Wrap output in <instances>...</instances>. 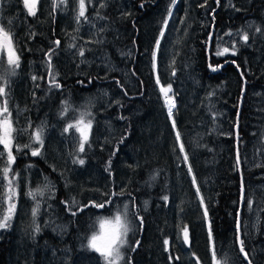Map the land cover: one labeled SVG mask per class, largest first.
<instances>
[{
  "label": "trees",
  "instance_id": "1",
  "mask_svg": "<svg viewBox=\"0 0 264 264\" xmlns=\"http://www.w3.org/2000/svg\"><path fill=\"white\" fill-rule=\"evenodd\" d=\"M248 1L240 3L246 6ZM113 2L104 0L99 11L106 29L100 58L103 66L110 69L104 81L96 78L99 71L79 72L77 79L70 78L75 73L68 71L65 93L69 94L64 104L59 102L58 95L48 94L49 91L34 92L30 87V103L21 105L25 110L23 123L35 125L46 121L52 124L64 112L77 115L75 110L80 102L77 101L76 83L81 79L88 83L86 90L96 92L97 96L93 94L92 98L99 105L88 110L91 135L84 151L77 154L72 163L75 170L87 169L97 174L102 178L100 184L87 189L82 183L72 182L77 184L78 194L72 190L66 192L64 176L60 175L63 170L56 167L57 172L53 173L50 166L55 165L41 156L33 157L29 148L26 152H18L16 148L13 164L4 154L0 155V219L6 210L9 180L15 193L12 203L16 206L12 211L15 223L0 229V264H47L48 256L51 259L48 264H79L83 258L92 261L89 236L96 231L100 220L114 217L117 211L124 216L125 205L131 230L122 251V264H154L156 257L163 256L161 252L171 255L174 251L171 246L164 247L165 241L176 240L178 232L185 227L189 232L190 250L198 247L200 251L196 255L200 264H215L213 246L216 260L221 262L226 259L227 264H249V261L264 264V240L257 241L249 221L254 204L251 191L258 182L256 174L264 176V168L251 171L249 163L256 146H264L261 140L264 135V41L256 42L254 51L237 52L231 56L232 60L218 59L212 44L220 31V23L227 26L228 21L222 12L214 13L217 5L213 0H204L202 7L207 11V20L201 17V7L194 6L195 23L203 29L199 30L196 41L193 40V48L192 45L187 47L177 73L170 74L168 84V79L160 72L154 77L152 68L153 57L155 65L159 66V49L155 54L154 50L157 41L159 48L163 41L160 34L166 15L161 16V24L158 17L165 0H135L131 11L119 17L116 12L121 1ZM259 4L264 5V1ZM230 9L227 14L234 12ZM245 10L251 12V9ZM262 11L259 7L252 14L257 17ZM221 16H224L222 20ZM232 16L229 25L238 27V15L233 13ZM151 24L150 28H145ZM30 28L42 38L30 42L29 35L30 39L23 40L24 54L16 71L19 81L14 84L23 94L25 86L39 81V77L34 79L35 70L28 67L43 65L57 50L55 32L43 26V21ZM239 29L231 27L227 31L237 34ZM212 30L213 42L207 58V41ZM260 36L264 37L262 30ZM207 62L212 69L226 63H233L235 67L227 65L218 75H212ZM32 73L34 77H30ZM242 79L246 89L237 120ZM157 80L161 87L170 85L174 90L176 109L172 124L166 108L164 110ZM189 82L193 90L188 87ZM15 102L12 100L8 105L13 115ZM148 134L154 148L146 142ZM19 136L21 133L17 134L18 139ZM80 159L84 160L83 164L79 163ZM78 164L83 167L78 168ZM5 167L10 168L6 176L3 175ZM43 182L50 188L53 186L50 195L37 194L33 200L28 192L35 191ZM259 182L262 183V179ZM82 192H94L98 197L89 199L90 204L87 203L89 197L74 203V195ZM95 201L105 205L102 211L95 210L92 204ZM37 202L39 211L33 217L32 210ZM72 204L78 208L74 209ZM22 222L27 228L25 242L22 256L15 263L10 254L19 238V225L17 229L15 226ZM238 238L243 241V256L238 249Z\"/></svg>",
  "mask_w": 264,
  "mask_h": 264
},
{
  "label": "rangeland",
  "instance_id": "2",
  "mask_svg": "<svg viewBox=\"0 0 264 264\" xmlns=\"http://www.w3.org/2000/svg\"><path fill=\"white\" fill-rule=\"evenodd\" d=\"M113 1L114 0H110V3H114ZM120 1L121 6L120 9H118V11L116 12V14H118L117 17H119L121 13L126 14L129 10L131 11V4L135 3V0ZM219 1L220 10L218 11L226 15L228 25L224 26L222 22L220 23V31L217 35H215L214 43L211 44L213 45L212 49H215V51L217 50V53L222 52L224 48H228L229 51L227 53H224L223 55L217 54L218 59L232 60V57H234L237 52L244 53L246 52V50L250 49L251 51H254L255 43H259L261 39L264 41V37L262 38V36H260L261 30L264 32V5L259 4L264 0H249L246 6L240 3L242 0ZM103 2L104 0H84L85 16L79 17V0H65L64 3H61V0H38L35 15L29 14L23 0H0V27H4L5 30L8 31L12 36L14 48L17 52V55L19 56V62L20 57H22L24 54L23 40L25 39V37L26 39H30V35V42H33L32 40H34V38H42L30 28L33 24H38L43 21V26H47V29L52 30V32L54 31L56 35L55 37L57 38L56 42L59 41L58 44L55 42L57 50L54 51L52 56L47 58V61L45 60V63L43 65H31L30 67H28V69L33 68L36 72V74L32 73L30 77L34 74L36 75L35 78L39 77V81L36 82V84L33 83L32 86H25L27 88H25L24 94L23 91H20V89H18L19 86H15L16 82L19 81L16 72L18 68H15L14 75L10 74L14 66L7 64L6 51H0V87H3L5 89L4 94L0 95V108H3L4 100H7V105H9L12 100H16L12 108L14 110V115L8 109L9 112H11L12 126L15 125L13 126V128L15 127V131L12 133V155L16 150L17 145L20 146L18 152H26V148H29V152L31 153L33 150H37L39 152V155L32 156H41L47 163L51 162V164L55 165L50 166L53 173L57 172L56 167H58L59 170H63V174L60 175L64 176H62L65 181L63 185L64 190H66V192L72 190V192L74 191V193L77 194V184L82 183L81 185L83 187H86L87 189H89V187L97 188L96 186L100 184V180L102 178H98L97 174H93L92 171H88L87 169H83L82 171L75 170L72 159H77L75 158L76 155L81 153L78 150L80 133L77 132L75 128L68 129L67 131H65V129L69 124H75L80 119L82 113H90V111L88 110H91L93 108L96 109L98 107L99 104H97L96 100L92 98V95H96V92H92L91 89L86 90L85 86H88V83L85 84L82 79L81 81H78L76 83V95H78L77 101H79L80 103L77 105L75 110L77 112V115L75 114V116L72 115L73 113L68 114L64 112L63 115H61V117H59V119L52 124L46 121L38 122L35 125H32L29 122L23 123L25 110H22L21 105L22 103H28V98L31 93V90H29L30 87L31 89H34V92L36 90L42 92L49 91L48 94L58 95V98L60 100L59 102L61 104H64L69 94L65 93V85L67 84L65 81V74H67L68 71L75 73L72 77H70L72 79H77L79 76V72H89L90 70L96 72L99 71L95 76L98 80L100 79L101 82L104 81V76H106L107 73L110 72V69L103 66V59L100 58L101 51L106 42L103 41L102 38L106 29L104 24L100 20L99 14ZM203 2L204 0H179L177 3L176 0H165V3L163 2V11L158 18L160 19L161 24V16H163V14L166 15L165 21H167V26L165 27L163 23V26L161 28V32H165H163V41L159 48V66L155 65V60L153 57L152 68L153 74L160 72L162 76L168 79V84L171 81L170 74L177 73V66H179L183 61L184 56L187 53V47L192 45L193 40L196 41V36L199 30L203 29L201 26L195 23L194 14L196 13V10H194V6H199V8L201 7V17H204V20H207L206 15L204 14V8L202 7ZM230 7L231 9H234V12L231 13H235L238 15L236 19L239 22L238 27L229 25L230 22H232L231 20L233 17L231 13L227 14ZM259 7H262L263 11L256 17L252 13ZM245 9H251V12H247ZM85 17H87V19H85ZM223 17L224 16H221V20ZM50 25H53V27L51 28ZM152 25L153 24L148 26L146 25L145 28H150ZM203 27H205V24L203 25ZM231 27L236 30H238L240 27L241 29H239V32L237 34H232L231 32L227 31V29ZM244 35H247V41L243 39ZM156 49L157 48H155L154 50V54ZM233 51L235 52V54H233ZM81 53H83V55H81ZM262 62L264 64V55ZM56 85H59V87H57ZM188 85L190 90H193L194 86L192 85V83L189 82ZM36 86L38 87V89L35 88ZM42 87L47 90H42ZM167 87H169V85H167ZM173 95L174 90L171 86V92L169 93V96L173 98ZM187 104L190 105V102H188ZM4 115L7 114L5 113ZM0 119H3V116H0ZM88 120H91V115L85 116V123H87ZM104 127L106 129V124L103 125V128ZM21 129H24L25 131L21 132ZM38 129H42L41 138L43 140V147H40L38 143H35L33 139H30L32 133H34V131ZM91 131L92 127L90 130V135ZM20 133L21 136H19L20 139H18L17 134L19 135ZM145 139L146 142L149 143L150 147L154 148L152 143L149 142L152 139L149 134ZM261 140L264 142V135L261 136ZM25 145H30V147H25ZM0 147L3 154L7 158L8 149L5 148L2 144H0ZM255 149L256 151L254 152V155L249 162L251 163V171L264 168V146L258 144ZM10 163L13 164V162ZM77 167L80 168L83 166L78 164ZM256 175L257 176L255 179H257L258 182L253 185V190L251 191L252 196L254 197V204L252 205L249 221L251 222L254 237L257 239V241H262L264 240V176H262L261 178L258 174ZM260 179H262V183L259 182ZM34 181L36 180L34 179ZM72 182H77V184L74 185V183ZM47 185V182H43L39 187V189L43 190L44 192L43 196L50 195L49 193H51L52 191L53 186L50 185L52 187L50 188ZM74 196H76L73 199L74 203L75 201L80 202L84 200V198L82 197H89L87 199L88 204L92 202L89 199H96L98 197V195L94 192H82V194H80L79 196ZM12 201L13 200H11L10 202L7 198L6 210H4L3 216L9 214V206ZM92 204L94 206L100 203L96 202ZM72 205L74 209L78 208L77 206H75V204ZM94 208L97 212H100L102 211L103 207L101 208L94 206ZM9 223H15L14 217H12V212ZM18 225L19 238L10 254L11 261L15 263H17V261H19L18 258L22 256L23 246L25 242L24 234L27 229L24 222H22V224H17L15 226L16 229L18 228ZM99 227L100 224L98 223L97 229L94 233L99 231ZM93 234L89 236V239ZM181 235L182 231H179L176 240L164 244V247L166 248H169L168 246H171L170 248H172L174 252L171 255L167 254L166 252H161L163 256L156 257L157 260L154 262V264H156V262L158 264H200L196 256L200 254L198 247H194L191 250L185 249L181 239ZM88 247L89 253L92 256V261L84 260L86 258H83L79 264H105L104 258L89 246V240ZM137 247L138 245H136L133 249L131 258L134 257ZM122 251L123 248L121 249V252ZM49 259L50 256L47 257V264L49 263ZM122 263L123 260L120 261V264Z\"/></svg>",
  "mask_w": 264,
  "mask_h": 264
},
{
  "label": "snow or ice",
  "instance_id": "3",
  "mask_svg": "<svg viewBox=\"0 0 264 264\" xmlns=\"http://www.w3.org/2000/svg\"><path fill=\"white\" fill-rule=\"evenodd\" d=\"M25 6L28 9L29 14L35 15L36 14V6L38 3V0H23ZM65 0H61V3H64ZM85 16V4L84 0H79V17ZM87 19V17H85ZM164 26H167V21L164 22ZM161 37H163V32H161ZM243 39L247 41L248 37L247 35L243 36ZM57 44L59 41L56 42ZM156 48L159 49V41L156 43ZM0 51H6L7 55V64L13 65L14 68L12 69L11 73L12 75L15 74V68H19L20 62H19V56L17 55V52L13 45V38L10 35L8 31L5 30L4 27H0ZM229 51L228 48H224L222 52H218V55H223L224 53H227ZM233 54L235 52L233 51ZM83 55V53H81ZM35 79V77H34ZM159 82V80H157ZM59 87V85H56ZM5 92V89L3 87H0V95H3ZM161 92L164 94L165 103L167 105L168 114L169 116L172 115L173 109L175 108V101L174 98L169 96V93L171 92V86L164 88L161 87ZM67 110V108L65 109ZM7 115H4V114ZM90 113H82L80 119L75 124H69L65 131L71 128H75L77 132L80 133L79 137V148L78 150L80 152H83L85 149V144L89 141V135L90 130L92 127L91 120H88L87 123H85V116H90ZM0 116H3V119H0V144L4 145L5 148L8 149L7 152V159L9 162H14L15 157L12 155V133L15 131V129L12 126L11 121V112L8 110L7 100H4L3 102V108H0ZM173 126H175V121H173ZM24 129H21V132H24ZM41 132L42 129L35 130L34 133H32L30 139H33L35 143H38L40 147H43V140L41 138ZM177 139L180 137L179 131L176 133ZM25 147H30V145H25ZM20 146L17 145V151H19ZM180 149L183 151V144H180ZM0 155H3L2 152H0ZM32 155H39V152L37 150L32 151ZM184 159L187 160V154H185ZM80 164L84 163L83 159L79 160ZM10 171V168L5 167L3 169V175L6 176L7 173ZM189 171H191V166L189 165ZM193 181L195 182V177L193 176ZM197 192H199V188H197ZM37 194L43 195L44 192L41 189H36L35 191H29L28 195L35 200ZM15 195L14 190L12 189V181L9 180V195L8 200L11 202L12 196ZM115 195V193H113ZM164 199H167L165 197ZM201 201H203V197H200ZM108 203H111V201H108ZM95 207H104L105 205L103 203L94 205ZM15 204L10 203L9 206V214L4 215L2 219H0V228H7L10 226L9 221L11 219V212L14 210ZM39 211V202H37L36 206L32 210L33 217H36L37 213ZM127 205H125V215L122 216L119 211L115 214L113 218H105L100 220L99 224V231L94 233L90 239H89V246L93 248L96 252H98L105 260V264H120V261L124 259L123 253L121 252V249L127 245V236L130 228V222L127 219ZM205 214H207V210L205 209ZM75 215V213H73ZM39 231V229H36ZM183 232V239L185 241L188 240V231L185 227L182 229ZM167 244L168 241H165ZM240 251L244 252L243 247V241H240ZM244 256L247 257V253H244ZM213 259L215 260V264H227V260L225 259L223 262L216 260L215 256V249L213 246ZM249 264L251 262L249 261Z\"/></svg>",
  "mask_w": 264,
  "mask_h": 264
},
{
  "label": "water",
  "instance_id": "4",
  "mask_svg": "<svg viewBox=\"0 0 264 264\" xmlns=\"http://www.w3.org/2000/svg\"><path fill=\"white\" fill-rule=\"evenodd\" d=\"M216 5H217V9H216L215 13H217L218 10H219V5H218L217 2H216ZM213 34H214V32H213V30H212L211 33H210V36H209V38H208V41H207V47H206V57H207V58H208V56H209V52H210V47H211V43H212V37H213ZM207 65H208V70L210 71V73H211L212 75H218V74L221 72V70H223V69L226 68L227 65H232L233 67H235V65H234L233 63H226V64H223V65L217 67L215 70H213V69L210 67L209 62H207ZM239 73H240V72H239ZM242 82H243V87H242V94H241L240 103H239V111H238L237 120L239 119L240 108H241L242 100H243V97H244V94H245V89H246V84H245V82L243 81V79H242ZM173 111H174V110H173ZM166 114H167V113H166ZM172 114H173V112H172ZM167 116H168V118L170 119V122L172 123V119H171L172 115L169 116V115L167 114ZM238 132H239V128H238V124H237L236 127H235V138H236V142L238 141ZM242 200H243V197H241V204H240V211H239V213L241 212ZM239 218H240V217H239ZM238 222H239V219H238ZM238 222H237V223H238ZM238 226H239V225H238ZM237 231L239 232V228L237 229ZM181 239H182V242H183V245H184L185 249H190L191 243H190V238H189V232H188V240H187V241H185V240L183 239V232H182V235H181ZM238 249H239L240 255L243 256V253L240 251V241H239V238H238Z\"/></svg>",
  "mask_w": 264,
  "mask_h": 264
},
{
  "label": "flooded vegetation",
  "instance_id": "5",
  "mask_svg": "<svg viewBox=\"0 0 264 264\" xmlns=\"http://www.w3.org/2000/svg\"><path fill=\"white\" fill-rule=\"evenodd\" d=\"M213 2L216 4V2L217 3H219V1L218 0H213ZM202 5H203V3H202ZM140 10H142V8L140 7ZM196 14V13H195ZM195 14H194V17H195ZM204 14L206 15V17H207V11H205L204 12ZM195 22H196V18H195ZM172 79H174V75L172 76Z\"/></svg>",
  "mask_w": 264,
  "mask_h": 264
},
{
  "label": "bare ground",
  "instance_id": "6",
  "mask_svg": "<svg viewBox=\"0 0 264 264\" xmlns=\"http://www.w3.org/2000/svg\"><path fill=\"white\" fill-rule=\"evenodd\" d=\"M199 9V8H198ZM163 94V93H162ZM163 99H164V104H165V108H166V111H167V114H168V109H167V105L165 103V98H164V94H163ZM174 110V109H173ZM169 115V114H168Z\"/></svg>",
  "mask_w": 264,
  "mask_h": 264
}]
</instances>
